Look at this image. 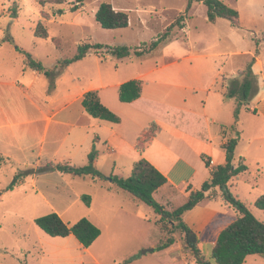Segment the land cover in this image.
Returning <instances> with one entry per match:
<instances>
[{
  "label": "crops",
  "instance_id": "crops-1",
  "mask_svg": "<svg viewBox=\"0 0 264 264\" xmlns=\"http://www.w3.org/2000/svg\"><path fill=\"white\" fill-rule=\"evenodd\" d=\"M20 20L13 9L8 8V13L0 10V203L8 201L9 211H23L32 223L36 217L54 212L70 224L86 217L96 226L103 227L100 226L103 220L93 211L94 195L88 194L91 201L89 206L84 205L88 211L83 212V216L69 218L74 214V208L84 203L81 195L87 194L77 187L79 178L90 179L98 185L101 197L103 194L106 197L118 196L136 207L134 212L133 208L129 207L131 210L128 211L122 204L115 205L113 229L104 232L101 228L99 237L87 248H83L73 235L51 237L41 229L42 234L33 229L36 238L31 250L20 248L28 257L37 255L40 262L46 260L48 264H116L108 245H105L106 239L119 240L129 236L143 248L148 247L154 243L150 244L149 233L159 216L143 201L108 179L58 170L37 172L40 167L50 163L84 166L94 149L95 169L106 176H122L115 172L123 171L130 175L133 164L143 157L170 183L182 185L183 193L188 194L200 189L202 183L210 179L211 171L225 163L222 146L228 139L238 134L234 165L239 161L244 163L242 156L235 155L242 140L247 139L250 145L264 143V57L260 53L250 54L254 58L251 69L257 77L258 90L250 98L248 109L244 106L240 109L236 127L231 129L237 101L224 93L228 80L218 84L220 74L213 75L199 87H189L174 79L167 83L164 80L147 81L149 70L115 80L107 87L113 75L101 71V59L94 53L99 66L90 75L89 80L93 84L86 86L83 76L74 68L89 58L88 53L56 74L54 85L49 88V78L43 72L30 68L22 52L30 53L46 69L53 68L55 64L48 68L43 56L35 52L43 49L41 42H47L48 37L34 35L36 22L22 24ZM21 30L25 33L22 34ZM243 70H238L237 75ZM235 75V72L229 74L230 77ZM130 79L141 80L140 97L129 103L121 102L118 87ZM88 90L99 91L101 102L119 117V122L95 118L85 111L82 99ZM156 108L158 112L154 113ZM243 114L250 115L254 121L248 137L243 135L244 131L239 126ZM151 122H155L158 130L140 153L136 149L137 139ZM212 125L219 126L218 134L212 133ZM205 160H208V165ZM24 169L26 171H21ZM245 171L232 177L227 187H236L239 176ZM104 180H108L106 184L102 183ZM44 189H49L52 194L48 195ZM124 192L129 195H124ZM207 201L210 205L216 202L211 198ZM206 202L185 212L182 218L198 234L200 242L202 239L213 245L218 232L233 216L205 205ZM218 205H222L221 197ZM151 210L153 218L149 216ZM153 254L160 262L155 251ZM140 257L131 254L123 263Z\"/></svg>",
  "mask_w": 264,
  "mask_h": 264
},
{
  "label": "rangeland",
  "instance_id": "rangeland-1",
  "mask_svg": "<svg viewBox=\"0 0 264 264\" xmlns=\"http://www.w3.org/2000/svg\"><path fill=\"white\" fill-rule=\"evenodd\" d=\"M220 1L238 11L239 27L232 26L224 18H217L215 22H210L207 19L205 5L195 0L187 12L184 27L173 26L167 40L143 59L132 56L128 57L130 60H121L111 56L108 49H99L97 54L99 58L105 57L99 62L101 71L106 75H113L106 86L109 87L115 80L149 70L151 72L146 77L147 81L164 80L167 83L174 79L182 85L199 87L208 82L213 75L220 74L218 84H224L225 80H228L229 85L231 79L239 76L238 70L245 69L251 60L250 54L260 53L264 57V40H262L264 0ZM102 2L110 3L116 10L125 11L129 17L128 26L117 29L102 28L95 20V12ZM187 3L188 0H63L59 4L47 0H0V10L8 13V8L13 9L20 17L22 24L36 22L35 26L42 16L46 17L44 25L48 31V39L47 42H41L43 49L40 48L35 52L43 56L46 66L50 68L57 60L72 56L82 42L132 48L143 47L142 43L148 44L172 24L178 15L185 11ZM21 32L24 34L25 30ZM55 39L60 41L62 49H56ZM95 57L94 52H91L89 58L74 68V71L83 76L86 86L93 84L89 78L99 66ZM173 61L175 63H172ZM232 72L236 75L230 77L229 74ZM157 112L156 108L154 113ZM253 122L250 115L243 114L239 126L244 131L245 137L251 135ZM211 130L216 135L219 132V126L212 125ZM235 155L242 156L247 170L239 176L240 181L237 186L228 187V191L244 202L258 220L264 222V211L254 206L256 198L264 194V143L254 142L250 145L247 139L242 140L236 148ZM115 174L129 175L123 171H117ZM108 180L102 183L106 184ZM15 182L16 180L13 181ZM77 183V187L82 191L91 197L95 196L93 211L103 220L104 223L100 225L103 227H98L104 232L113 229L115 205L122 204L128 211L131 210L130 208L136 211V207L118 196L98 195L101 190L90 179L78 178ZM44 190L48 195L52 194L49 189ZM124 195L129 194L124 192ZM208 196L216 202L210 205L207 201L205 205L209 204L216 210H223L222 213L237 215L235 208L222 198V191L219 188L211 190ZM220 197L221 206L218 205ZM84 205L83 203L80 207L76 206L74 214L69 215V218L83 216L81 214L88 211ZM8 208H11L8 201L0 203V264H48L46 260L40 262L37 255L28 257L25 252L20 251V248L24 250L26 247L31 250L33 240L36 238L33 229H37L41 234L42 232L29 221L23 211L13 212ZM149 216L154 217L152 210ZM64 218L68 217L64 215ZM102 224L107 226L104 227ZM150 232L154 243L145 248L138 245L139 242L135 238L129 236L119 240L107 238L105 245H108L113 261L116 260V264H197L193 253L183 247L180 232L176 229L174 222L163 220L160 222L158 216L152 223ZM23 235H26V238ZM168 238L174 241L168 247L156 252L158 257H162V262H158L153 254L154 248L166 242ZM199 245L205 259L211 261L212 244L201 239ZM151 248H153L152 251ZM146 249L148 252L145 253ZM134 253L141 257L123 263ZM110 264L114 263L110 262ZM242 264H264V259L258 255H249Z\"/></svg>",
  "mask_w": 264,
  "mask_h": 264
},
{
  "label": "trees",
  "instance_id": "trees-1",
  "mask_svg": "<svg viewBox=\"0 0 264 264\" xmlns=\"http://www.w3.org/2000/svg\"><path fill=\"white\" fill-rule=\"evenodd\" d=\"M48 2L59 4L63 0H47ZM195 0H188L185 11L178 15L176 20L170 24L162 33L152 39L148 44L142 43L143 47L128 46H108L101 43H80L75 53L68 57L58 60L53 69H46L41 62L33 59L28 52L22 51L25 56L26 64L35 70L43 72L50 80L49 88L54 85V77L59 74L65 67L73 62L83 59L88 53L94 52L99 54V49H108L111 56L116 58L135 57L143 59L167 40L173 26L184 27V20L187 17L192 3ZM201 1L206 7L207 19L215 22L217 18L227 19L232 26L239 27V13L236 9L229 7L220 0H196ZM60 12V11H59ZM46 20L42 16L34 29V35L39 38H47L48 31L44 25ZM96 22L104 29L125 28L129 24V17L125 11L114 9L110 3L102 2L95 12ZM57 49H62L58 39L54 40ZM105 57L102 56L101 60ZM254 58L247 63L243 72L237 77L230 80L225 89L227 97H235L237 103L233 112L234 123L231 129L236 127L239 118L240 109L247 104L250 98L257 92V77L253 73L251 66ZM141 80L130 79L121 83L118 87V99L121 102L129 103L140 97ZM85 111L99 119L111 122H119V117L106 107L100 100L98 90H88L83 94L82 99ZM248 109V108H247ZM224 128V127H223ZM158 130L155 122H151L139 135L136 142V149L141 153L145 144L155 136ZM238 134L228 139L223 144L225 151V163L217 165L211 171V177L202 183L201 188L196 191H190L188 194L183 193L182 185L175 186L169 182L167 177L155 168L149 161L141 157L132 167L131 173L127 177L111 174L104 175L94 168L93 159L95 156L94 149L89 154V162L84 166H71L62 164H47L38 168L37 172L58 170L65 173H71L78 176H91L94 178L109 179L118 188L129 192L135 198L143 201L159 215L160 222H174L176 229L181 235V242L184 248L190 250L197 264H242L249 255H258L264 259V222L258 220L248 208V206L229 191L227 184L232 177L247 169L246 165L238 162L233 164L234 150L237 144ZM208 165V160H205ZM9 188H12L10 186ZM215 188L222 191V198L229 202L237 211V215H232V220L228 222L219 232L211 249V261L205 259L202 250L199 247L198 234L183 220L185 212L195 206L205 203L208 199V193ZM85 205H90V196L81 195ZM254 206L264 211V194L258 196ZM35 225L44 233L51 237H66L73 235L83 248L89 247L100 235L101 230L93 224L88 218L82 217L76 222L70 224L65 222L57 213H48L38 216L34 219ZM154 232V231H153ZM157 234V233H156ZM152 233H149L150 244ZM172 238L166 242L156 245L155 252H159L173 243ZM162 262V257H159Z\"/></svg>",
  "mask_w": 264,
  "mask_h": 264
},
{
  "label": "water",
  "instance_id": "water-1",
  "mask_svg": "<svg viewBox=\"0 0 264 264\" xmlns=\"http://www.w3.org/2000/svg\"><path fill=\"white\" fill-rule=\"evenodd\" d=\"M147 250V249H146ZM146 250H144V251H146ZM153 250V248H151V251Z\"/></svg>",
  "mask_w": 264,
  "mask_h": 264
},
{
  "label": "built area",
  "instance_id": "built-area-1",
  "mask_svg": "<svg viewBox=\"0 0 264 264\" xmlns=\"http://www.w3.org/2000/svg\"><path fill=\"white\" fill-rule=\"evenodd\" d=\"M209 162H210V164L212 163V161H211V160H210Z\"/></svg>",
  "mask_w": 264,
  "mask_h": 264
}]
</instances>
